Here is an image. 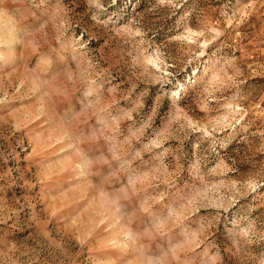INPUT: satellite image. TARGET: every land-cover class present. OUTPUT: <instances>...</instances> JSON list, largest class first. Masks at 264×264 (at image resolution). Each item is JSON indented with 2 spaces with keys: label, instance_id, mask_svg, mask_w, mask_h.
Instances as JSON below:
<instances>
[{
  "label": "rangeland",
  "instance_id": "obj_1",
  "mask_svg": "<svg viewBox=\"0 0 264 264\" xmlns=\"http://www.w3.org/2000/svg\"><path fill=\"white\" fill-rule=\"evenodd\" d=\"M0 264H264L261 0H0Z\"/></svg>",
  "mask_w": 264,
  "mask_h": 264
},
{
  "label": "crops",
  "instance_id": "obj_2",
  "mask_svg": "<svg viewBox=\"0 0 264 264\" xmlns=\"http://www.w3.org/2000/svg\"><path fill=\"white\" fill-rule=\"evenodd\" d=\"M262 1V3L264 4V0H261Z\"/></svg>",
  "mask_w": 264,
  "mask_h": 264
}]
</instances>
